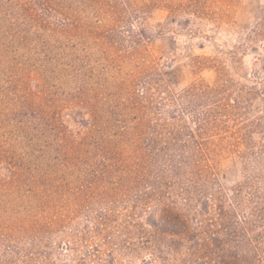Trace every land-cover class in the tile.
<instances>
[{"label": "rangeland", "instance_id": "rangeland-1", "mask_svg": "<svg viewBox=\"0 0 264 264\" xmlns=\"http://www.w3.org/2000/svg\"><path fill=\"white\" fill-rule=\"evenodd\" d=\"M0 264H264V0H0Z\"/></svg>", "mask_w": 264, "mask_h": 264}]
</instances>
